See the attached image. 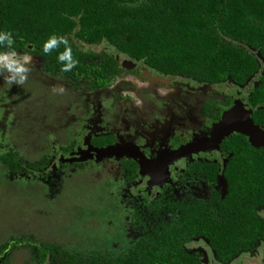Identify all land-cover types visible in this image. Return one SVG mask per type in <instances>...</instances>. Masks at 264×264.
<instances>
[{
	"label": "flooded vegetation",
	"instance_id": "flooded-vegetation-1",
	"mask_svg": "<svg viewBox=\"0 0 264 264\" xmlns=\"http://www.w3.org/2000/svg\"><path fill=\"white\" fill-rule=\"evenodd\" d=\"M89 50L98 54L93 58L96 65L102 58L112 59L115 74L110 85L90 88L82 77L71 79L49 68L46 58L32 46L14 52L37 60L39 74L62 80L70 92L64 97L65 107L55 110L50 106L53 110L49 111L44 103L54 105L50 96L35 100L36 106L29 109L28 97L14 92L13 96L1 88L0 119L11 117L16 128L23 129L22 143L33 154L26 158L22 148L11 147L9 138L0 133V172L10 182L26 180L39 185L52 200L61 190L71 188V177L88 175L100 183L112 208L101 214L104 230L97 236L96 249L83 252L108 251L118 258L136 241L158 235L164 256L161 264H264L262 188L257 187L258 201L253 206L252 244L233 255L219 251L230 246L216 231L221 227L220 212L231 202L227 168L234 152L224 138L216 142L212 136L215 124L235 103L252 118L256 107L251 90L259 81V72L243 85L229 78L211 85L186 74L159 71L104 42ZM256 56L263 74L260 54ZM29 84L28 79L23 84L12 83V90H31ZM21 108L33 123H17ZM7 154L14 160L10 165L3 158Z\"/></svg>",
	"mask_w": 264,
	"mask_h": 264
},
{
	"label": "trees",
	"instance_id": "trees-1",
	"mask_svg": "<svg viewBox=\"0 0 264 264\" xmlns=\"http://www.w3.org/2000/svg\"><path fill=\"white\" fill-rule=\"evenodd\" d=\"M0 33L11 36L10 43L0 41V53L32 46L49 68L74 80L82 77L90 88L110 85L115 74L110 56L100 65L93 61L98 54L89 46L102 42L159 71L186 74L211 85L226 78L243 85L258 71L259 81L251 90L256 107L251 119L264 128V73L256 56L258 52L264 63V0H0ZM53 36L63 37L67 44L58 40L45 52ZM66 49L70 58L59 60ZM72 61L74 66L63 70ZM224 143L234 152L227 168L231 202L220 212L216 232L230 245L219 251L233 255L247 250L254 240L253 206L257 187L264 191V148H256L237 132L225 136ZM3 158L7 165L14 162L11 155ZM145 239L117 258L108 251L78 252L20 235L0 243V262L6 264L14 251L24 249L34 264H161L160 236Z\"/></svg>",
	"mask_w": 264,
	"mask_h": 264
},
{
	"label": "rangeland",
	"instance_id": "rangeland-1",
	"mask_svg": "<svg viewBox=\"0 0 264 264\" xmlns=\"http://www.w3.org/2000/svg\"><path fill=\"white\" fill-rule=\"evenodd\" d=\"M92 50H100V47H93ZM14 60L28 69L24 74L30 81L28 87L31 90H21L20 93L12 90L14 82L10 83L9 78L13 73L8 68H0V91L1 88L8 89L13 96L15 93L16 96L21 94L25 98L28 97L29 109L36 106L35 100L43 101L47 96L52 97L54 105L49 101L44 103L45 110H53L50 106H54L55 110L65 107L64 97L70 89L62 80L44 78L45 75L37 72L38 61L28 55L15 53ZM23 100L24 98L22 102ZM39 111L41 116L46 113L43 110ZM1 113L0 109V116ZM20 115L22 118L17 120V123H22L20 125L33 123L23 109ZM9 119L11 120V117H7L5 121L0 119L1 135L9 138L7 142L11 147L22 148L23 155L30 158V154H33L30 146L22 143L23 129H17L13 120L12 124H9ZM43 132L46 133L48 130L44 128ZM8 179L3 171L0 172V243L14 235L27 234L43 242L64 244L75 249L80 247L84 249L82 252L95 247L97 236L104 230L102 224L104 217H101V214L112 208V201L108 193L101 190L100 183L88 175L71 177L69 181L71 188L61 190L59 197L52 200L45 196V192L37 184L26 180L21 182L16 180L13 183ZM6 264L33 263L29 251L21 249L14 251Z\"/></svg>",
	"mask_w": 264,
	"mask_h": 264
},
{
	"label": "water",
	"instance_id": "water-1",
	"mask_svg": "<svg viewBox=\"0 0 264 264\" xmlns=\"http://www.w3.org/2000/svg\"><path fill=\"white\" fill-rule=\"evenodd\" d=\"M249 114L240 103H235L215 124L212 133L214 140L220 142L225 136L237 132L245 135L253 146L264 147V130L253 123ZM104 152H109V149Z\"/></svg>",
	"mask_w": 264,
	"mask_h": 264
},
{
	"label": "clouds",
	"instance_id": "clouds-1",
	"mask_svg": "<svg viewBox=\"0 0 264 264\" xmlns=\"http://www.w3.org/2000/svg\"><path fill=\"white\" fill-rule=\"evenodd\" d=\"M10 34L9 33H0V41L8 40L10 43ZM59 40V42L67 44V40L64 39L63 37H51L48 42L45 43L44 46V51L47 52L49 51ZM15 53H0V68H8L13 75L9 78V82H14L16 84H23L26 76L25 72L28 71L23 64L18 63L16 60H14ZM66 58H70V49H66V51L62 54L59 55L58 59L63 61ZM25 62L27 58L25 57ZM75 64V61H72L71 63H68L64 66L65 71H69Z\"/></svg>",
	"mask_w": 264,
	"mask_h": 264
}]
</instances>
